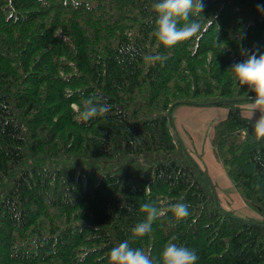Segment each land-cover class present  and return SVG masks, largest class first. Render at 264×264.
Segmentation results:
<instances>
[{"label": "trees", "instance_id": "16d2710c", "mask_svg": "<svg viewBox=\"0 0 264 264\" xmlns=\"http://www.w3.org/2000/svg\"><path fill=\"white\" fill-rule=\"evenodd\" d=\"M154 2L0 0V264H109L125 239L154 261L175 242L196 264H264V220L221 206L172 117L228 107L212 150L264 217V138L241 118L254 93L229 70L264 52V0H203L189 17L201 31L169 47ZM96 96L109 111L78 121ZM177 202L189 209L179 220ZM144 203L164 214L133 238Z\"/></svg>", "mask_w": 264, "mask_h": 264}, {"label": "clouds", "instance_id": "9594fccd", "mask_svg": "<svg viewBox=\"0 0 264 264\" xmlns=\"http://www.w3.org/2000/svg\"><path fill=\"white\" fill-rule=\"evenodd\" d=\"M72 6L78 7L79 0H72ZM157 13L155 21V37L165 46H173L201 31V23L197 19H189L190 13L195 16L203 11V0H155L152 4ZM257 9L264 12V4H257ZM181 20L185 21L181 23ZM146 61L156 62L163 58L158 55L144 57ZM232 79L240 86L247 85L254 93L250 99L249 110L251 115L242 119H250L252 114L259 111L261 115L255 120L252 127L255 136L264 138V52L252 53L246 59L233 63L229 68ZM101 97L89 98L83 102L82 110L75 116L78 121H89L99 114L107 113L110 105L101 102ZM75 109L76 106L73 105ZM141 209L146 213L143 220L132 228L133 238L143 237L151 232L152 222L158 215H163L162 210L151 203H144ZM172 212L177 220L189 215L188 205L177 202L172 207ZM109 264H196L197 251L188 246L175 242L166 243L160 252L158 261L150 259L141 248L130 247L127 239L111 248Z\"/></svg>", "mask_w": 264, "mask_h": 264}, {"label": "crops", "instance_id": "0c3cea01", "mask_svg": "<svg viewBox=\"0 0 264 264\" xmlns=\"http://www.w3.org/2000/svg\"><path fill=\"white\" fill-rule=\"evenodd\" d=\"M250 105V104H249ZM249 106L248 104L244 106L243 114L245 116H250L247 112ZM223 107H210V106H191L183 105L174 108V123L178 135L180 136L184 145L190 151V148L197 153L199 160L194 159L196 162L206 170L211 180L216 186L218 201L221 206L227 210H231L235 216L248 219L252 216L253 220L260 214L257 210L251 207L243 199L239 189L234 185L232 180L229 178L223 164L214 156L212 146L209 142L202 144L198 140L197 131L192 130L189 132L187 128L190 126H201L207 125V130L214 127L219 121L226 118L228 110ZM260 116V113L253 117L255 121ZM251 118V117H250ZM190 125V126H189ZM183 128L185 130V135H183L178 128ZM191 128V127H190ZM214 129V128H213ZM213 136V132H212ZM212 138V137H211ZM197 142V146L195 143ZM209 145L211 152L205 153L204 148ZM236 209L240 212L237 213Z\"/></svg>", "mask_w": 264, "mask_h": 264}, {"label": "rangeland", "instance_id": "374dc122", "mask_svg": "<svg viewBox=\"0 0 264 264\" xmlns=\"http://www.w3.org/2000/svg\"><path fill=\"white\" fill-rule=\"evenodd\" d=\"M250 104V103H249ZM249 104H248V106H249ZM180 106H183V105H180ZM245 106V105H244ZM178 107V106H177ZM176 107V108H177ZM211 107V106H210ZM212 107H219V106H212ZM223 108H225V109H227L228 110V107H223ZM224 109V110H225ZM247 112L249 113V115H251V112H250V110H249V108H248V110H247ZM258 113H260L259 111H256V112H254L253 114H252V116H251V120H253V117L256 115V114H258ZM260 115H261V113H260ZM172 117H173V122H174V110H173V112H172ZM174 126H175V123H174ZM190 126V125H189ZM191 127V128H190ZM190 127H184V128H187V130L189 131V132H191L192 130H194V131H197V135H198V140L202 143V144H205V142L207 143V142H209V145L211 146V137H212V132H213V128L214 127H212V128H210V130H207V125L206 126H204V127H201V126H190ZM176 129V128H175ZM179 130H180V132L183 134V135H185V130L183 129V128H178ZM177 131V130H176ZM195 145L197 146L198 144H197V142L195 143ZM209 145H206V147L204 148V152L205 153H208V152H211L212 150H210V147H209ZM190 153H191V155L192 156H194L195 157V159L196 160H199V156H197L198 154L197 153H194V151L190 148ZM216 158V157H215ZM247 204H249V203H247ZM250 205V204H249ZM250 206H252V205H250ZM252 207H254V206H252ZM236 211H237V213L238 212H240V210L239 209H236ZM248 219H251V220H253V218H252V216H249V218ZM256 220H254V221H257V222H262L263 220H264V217L262 216V215H259V216H257L256 218H255Z\"/></svg>", "mask_w": 264, "mask_h": 264}]
</instances>
